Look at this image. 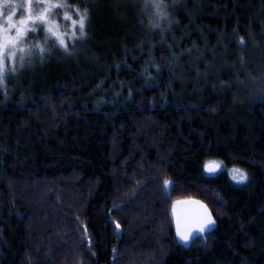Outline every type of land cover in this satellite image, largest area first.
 <instances>
[{
    "label": "trees",
    "instance_id": "16d2710c",
    "mask_svg": "<svg viewBox=\"0 0 264 264\" xmlns=\"http://www.w3.org/2000/svg\"><path fill=\"white\" fill-rule=\"evenodd\" d=\"M56 1L90 38L0 93V264H264V0ZM187 198L214 223L183 244Z\"/></svg>",
    "mask_w": 264,
    "mask_h": 264
},
{
    "label": "rangeland",
    "instance_id": "374dc122",
    "mask_svg": "<svg viewBox=\"0 0 264 264\" xmlns=\"http://www.w3.org/2000/svg\"><path fill=\"white\" fill-rule=\"evenodd\" d=\"M40 1H43V3ZM120 1L126 12L134 10L132 14L134 15L135 13V18H138L144 27L152 26L160 29L170 21L167 17L169 3L164 0ZM7 2L9 7L4 8L5 0H0V61H2L0 93L3 90H10L12 87L19 88L24 81L35 79L37 73L33 66L51 56L54 46L52 43H57V45L66 48L69 43L72 44L76 40V43L80 42L81 44L86 39L88 41L91 29L89 24L93 20V15L89 10L81 14L78 13L76 18H72L71 15L65 12L62 22H59L56 17L57 7H50V5L58 4L56 0H47L46 3L45 0H39V2L38 0H7ZM21 5L23 6L21 7ZM176 6V0H173L171 8H176ZM13 11L15 14L12 16V21L9 22L7 18ZM85 12L87 14V22H85L84 30L81 32L79 25L81 17L78 16ZM41 14L44 17L43 20L37 19ZM21 20H25L26 23L20 24ZM74 21L76 23H73ZM50 27L52 31H49ZM19 30H23L22 35H18ZM119 30L123 31L124 29ZM31 31L33 34L29 36ZM61 37L64 40V45L60 43ZM105 37L106 39L109 38L108 35H105ZM215 59L217 58L215 57ZM213 162L219 167L215 168L214 171H208L207 166ZM222 169H224L223 164L217 159H209L206 163V172L208 174H216ZM233 169H239L245 173L243 168L233 166L228 169L232 179ZM234 181L237 182V180Z\"/></svg>",
    "mask_w": 264,
    "mask_h": 264
},
{
    "label": "water",
    "instance_id": "95a60500",
    "mask_svg": "<svg viewBox=\"0 0 264 264\" xmlns=\"http://www.w3.org/2000/svg\"><path fill=\"white\" fill-rule=\"evenodd\" d=\"M209 217L214 221L211 210L202 200L187 198L177 201L173 206V218L176 235L180 242L189 244L208 233L213 227V223H207ZM201 225H204L203 231H199ZM181 233L188 235L186 241L181 239Z\"/></svg>",
    "mask_w": 264,
    "mask_h": 264
},
{
    "label": "snow or ice",
    "instance_id": "6c2138e0",
    "mask_svg": "<svg viewBox=\"0 0 264 264\" xmlns=\"http://www.w3.org/2000/svg\"><path fill=\"white\" fill-rule=\"evenodd\" d=\"M22 6L23 5H21V7ZM61 6L62 5H60V4L50 5V7H61ZM3 7L4 8H8L9 7L7 0H5V3L3 4ZM29 7H30V5H29ZM14 14L15 13L13 11L12 14H10L8 16L7 19H8L9 22L12 21V16ZM43 18H44L43 17V14H41L39 17H37V19H41V20H43ZM86 19H87V14L85 12L84 14L81 15V18L79 20V25H80L81 32H83V30H84ZM25 23H26L25 20H21L20 21V24H22V25L25 24ZM73 23H76V22L74 21ZM49 31H52V28L51 27L49 28ZM22 34H23V30H19L18 31V35H22ZM60 43H61V45H64V40H63L62 37L60 38ZM12 55H14V53H12ZM0 71H2V61H0ZM0 80H2V76H0ZM207 167H208V171H214L215 168L219 167V165H217V164H215L213 162V163H210ZM233 179L234 180H237V182H241L242 183V182H244L247 179V176L241 170H239V169H233ZM207 223H214V221H212L211 218L209 217ZM203 230H204V225H201L200 228H199V231H203ZM181 239H183V240L186 241L188 239V235L185 234V233H181Z\"/></svg>",
    "mask_w": 264,
    "mask_h": 264
}]
</instances>
